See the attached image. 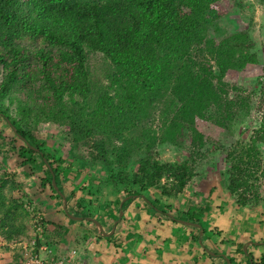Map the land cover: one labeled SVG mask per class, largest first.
Listing matches in <instances>:
<instances>
[{"label": "trees", "instance_id": "obj_1", "mask_svg": "<svg viewBox=\"0 0 264 264\" xmlns=\"http://www.w3.org/2000/svg\"><path fill=\"white\" fill-rule=\"evenodd\" d=\"M218 1L0 0V159L10 167L0 169V239L11 242L24 235L31 218L39 219L34 190L42 187L36 191L47 192L41 207L47 200L46 207L60 213L65 224L42 221L47 233L39 240L63 245L67 227L76 222L60 210L51 175L72 217L97 221L96 215L111 211L104 233L134 197L166 216L169 205L160 199L171 200L184 190L195 153L212 144L197 121L226 133L228 141L219 146L227 148L223 188L235 206L248 203L254 184L264 183L259 149L264 120L246 141L238 138L242 131L232 137L264 103V78L253 79L250 91L225 81L227 72L258 61L247 30L211 36L210 26L219 18L211 6ZM226 1L244 10L236 0ZM43 124L64 130L78 170L96 168L90 187L63 177L61 156L45 150L46 141L37 133ZM161 146L184 148L188 156L162 162L157 158ZM15 168L24 179L39 176L35 183H16ZM15 187L25 191L13 197ZM76 187L82 197L74 195ZM150 190L158 197L150 200ZM199 212L185 211L181 219L197 223ZM114 236L96 235V241L114 245ZM13 258L11 264H17V255Z\"/></svg>", "mask_w": 264, "mask_h": 264}, {"label": "rangeland", "instance_id": "obj_2", "mask_svg": "<svg viewBox=\"0 0 264 264\" xmlns=\"http://www.w3.org/2000/svg\"><path fill=\"white\" fill-rule=\"evenodd\" d=\"M235 2H239L241 6H243L244 10L240 11L239 7L234 6V1L232 2L226 0L218 1L211 6L212 9L219 16L218 20L210 26V30L212 31L211 36L213 38H218L228 32L237 31V30H247L249 32L255 45L254 52L256 53L258 64L253 66L248 65L242 71L239 72H235V71L227 72L225 75V81L230 84L239 85L245 88L247 91H250V88L252 86L251 81L253 79L260 77V80H262L264 78V70L262 69V66H264V2H259L256 0H236ZM254 100L257 101L258 99L255 98ZM261 120H264V103L257 110L255 108L251 111V114L248 118V121L245 123V126H238L237 129H234L232 139L235 140L237 133L242 131L241 136L240 134L239 136L238 135L237 136L238 138L240 137L241 139L246 141L249 134L254 130V128L257 127L258 122H260ZM196 126L199 132H201L204 135V137L211 140L212 144H209L206 148L198 152V154L195 153V156L193 157L192 178L188 182V185L184 188V190L171 200L165 198L160 199V200H164L165 205H169V208H166L164 211L166 215H170V217L172 218H176V217H180V218L171 219L169 216H166L167 218H165L164 221H169L170 222L169 225L171 223L172 225L166 227V225L163 223L162 227L154 226V230H153L154 240H152V237H150L151 241L148 240L147 242V240L145 241L141 237L142 242L145 246H184V247L192 246L191 248H196V246L199 244L198 240L196 242V246H193L191 244L192 240L189 237L190 234L188 233V231L195 230L194 228L197 229V236L200 235L201 230L208 231V229L210 228L211 232L215 231V229L221 231L222 237L219 236L220 238H217V240L219 239V241H221L225 237L223 234H225L226 236L235 237L236 239H240V234L242 233L241 232L242 229H238V227L239 225H241V221L244 216L240 212L243 208L237 206H232L233 208H231L230 206V208L227 209L228 204L230 205L233 204L232 203L233 198L229 196L223 188V183L225 182L224 173L227 170V165L224 162V151L227 148L221 149L219 146L223 142V140L228 141V138L226 137V133L224 131H221L219 128H216L215 126L209 124L208 122L197 121ZM63 131L64 130L62 128H58L52 124H43L37 126V133L40 134V138L46 141L45 150L50 149L51 151H53L55 157L61 156L63 161L59 166L63 171V177L68 182L72 181L71 183L73 185L77 184L82 188H88L91 186L90 181L92 179V175L95 174L96 168L89 169V171L78 170L79 169L77 168L78 156L73 155L69 152L70 150L68 148V145L64 142L63 139L64 138ZM4 134H7L6 129L4 131ZM16 145L18 146L19 143H16ZM259 149L261 150V154L264 160V145H260ZM186 156L188 155L186 149L184 148L176 150L171 146H161L157 149V158L162 162H180ZM68 162L72 163L73 166L69 167ZM8 163L12 167V163L10 161H8ZM0 169H5L10 171V167L6 165V161H4L3 163L1 159H0ZM133 170L139 173L135 167L133 168ZM12 172L14 173L16 183H20V182L23 183L27 182V184L35 183L36 178H38L37 176H39L38 174H34L29 176L27 179H24L20 175L19 169L17 170L15 168V170L13 169L11 173ZM260 185L264 186V183L258 182L254 184V187L248 194V199L250 198V200L251 199L256 200L259 198V194L264 193V188L259 187ZM41 188L42 187H39L36 190L33 189L35 195L37 196V198H35V200L33 201V204H36V206H38V208H40L41 211V213L37 212L36 215L39 219L31 218L24 230V235H21L18 238L11 240V242L6 243L4 240L0 239V264H11L13 262L14 259L13 257L15 255H17V259H18L17 264H23L24 262L23 253L31 252L29 250L30 246H41L42 244L45 243L44 239L39 240V236H42L45 233H47V231L43 232V226L41 224L42 221L44 222L52 221L59 224H65V221L61 218L60 213L54 214L53 211L54 208L50 210L46 207L48 203L47 200L42 204L41 207L40 204L42 203L41 199H43L47 194V192H41L43 193L42 196H40L41 193L37 195L36 191L37 190L39 191ZM217 189L219 192L217 191ZM74 190H75L74 193L75 196L78 195L79 197H82V194L78 192L79 187H76V189ZM21 191H25V190L24 189L20 190V188L15 187L12 190L11 195L13 197H17ZM195 194L197 195L195 196ZM147 196L150 200H153V197L156 198L158 197V193L155 190H151L150 194H148ZM203 197H206L207 199L209 198L211 199V201L216 200V202L213 203L209 202V199L203 200ZM223 199H224V205L221 206L219 204L218 206L217 201ZM141 204L142 203L140 201L134 203V205H137V207H140ZM208 204H211L212 205L211 208H213L214 210L211 209L207 213H203L202 219H199L200 214L197 213V223H193L181 219L184 217V215H182L183 212L188 210L191 211L192 208L198 210L201 208V205H208ZM189 205H194V206L191 208V206ZM95 207L96 206H94L93 208L95 209ZM60 210L62 211L61 206H60ZM67 211L68 214L70 215L72 213L71 207H69ZM94 213L96 214V212ZM106 217L110 219V214L106 215ZM107 218H105L103 215L102 216L96 215L97 221L101 222L100 224L103 226L105 225L103 221L104 219ZM120 218L118 219L117 217L115 219V221L117 220L115 223V228H116L115 232H117L119 228ZM138 220L139 219H137V221ZM91 224L92 223L90 222L81 220L80 222L71 225V227H67L68 232H71L73 234L72 235L70 233L72 235V237L70 238L72 243H70L69 245H62V246H64L63 249L64 251L75 250L78 256H76L77 259L74 264H101L98 257L96 256L97 254L99 255L98 248H95L94 250H92L91 247H88V249L84 248L86 244L87 246L109 245L106 241H103L102 243H99V240L96 241V236L94 235V230H93L94 226L93 224L92 225ZM192 224L198 225V228L193 226ZM82 226L84 227L83 228L84 230L81 229ZM233 228H236V230H234ZM86 232H90L92 234L89 235ZM235 233L237 234L234 235ZM261 234L263 233L261 232ZM86 235L87 237L84 238V236ZM178 236L182 237V240H183V236L185 237L187 236L189 237V240L179 241L180 239H178L179 238ZM255 237L257 238V235L252 237V240H254ZM175 238L177 240L176 242L173 241ZM194 239L195 237L193 238V240ZM39 241L40 243H38L37 245L36 243ZM118 243H115V246H119ZM124 244H122V246H125ZM44 245L47 246L46 243ZM198 247L203 248L201 246ZM146 248L149 249L148 247H145V249ZM203 249H204L203 252H205L206 254L213 253L208 249L206 250V248ZM84 252L86 254L85 259L81 257ZM129 252L133 255V262L138 264L137 258L139 259L140 254L139 256H136L131 251ZM92 253L96 254L95 257L88 256V254L92 255ZM126 253L128 252L126 251ZM152 253L153 252L149 249L146 256H151ZM153 254L156 257V254L155 253ZM112 255L113 253L111 252L110 258L106 260L108 264L112 262L113 258H115V256L113 257ZM176 255L177 252L176 253L171 252L170 255L167 256L165 263L170 264V261L172 260L171 258L175 257ZM160 256L162 257V253L158 255V258ZM213 256H218V254H214ZM78 257H81V259L83 260L78 259ZM177 259L179 260V258ZM162 260L163 259H155L154 263L156 264L163 263ZM171 262L172 264L174 263L173 261ZM224 264H227V262L225 261Z\"/></svg>", "mask_w": 264, "mask_h": 264}, {"label": "crops", "instance_id": "obj_3", "mask_svg": "<svg viewBox=\"0 0 264 264\" xmlns=\"http://www.w3.org/2000/svg\"><path fill=\"white\" fill-rule=\"evenodd\" d=\"M259 187L264 188V186H261V185ZM150 191H149V194H150ZM196 195L197 194H195V196ZM206 199H207L206 197H203V200H206ZM137 201L138 202L140 201L141 203H143V200L141 198L134 197V199H132L129 202V204L125 207L124 212L121 215L123 220L122 222H120L117 232H115L116 228L114 226L115 229L113 233H116L114 236L115 243L119 242L118 243L119 246H115V244L112 245L109 243L108 244L110 246L109 245L108 246H87L86 244L84 248L88 249V247H91L92 250H94L95 248H98V251H99V255L92 253V255L88 254V256L95 257L96 255L101 264H108L106 260L110 258V255L112 252L113 253L112 256L113 257L115 256V258H113L112 262L109 264H137L133 262V255L129 252L131 251L136 256H139L140 254L139 259L137 258L138 264H156L154 263L155 259H163L162 260L163 263H158V264H166L165 262H166L167 256L170 255L171 252H175V253L177 252V255L171 258L172 259L171 261L174 262L173 264H224L225 263L224 258L228 260V264H264V193L259 194V198L256 200H252V199L250 200L249 198L248 203L244 207H242L243 209L240 212L244 216L242 218L241 225H239L238 227V229H242L241 231L242 233L240 234V239H236L235 237L226 236L225 234H223L225 237L221 241H219V239L217 240V238H220L219 236H221V231L215 229V231L211 232L210 228L208 229V231L201 230L200 235L197 236V229L194 228L195 230L188 231V233L190 234L189 237L192 240L191 244L193 246H196V242L198 240L199 244L196 246V248H191L192 246H187V247L186 246L185 247L184 246H145L142 242L141 237L143 238V240L145 241L147 240V242L148 240L151 241L150 237H152V240H154V233H153L154 226L162 227L164 223L167 227V226H171L172 223L169 225L170 223L169 221H164L165 218H167L166 216L170 217V215H166V216L164 215V216L159 217L157 214H154L153 212L149 211L143 204H141L140 207H137V205H134V203H137ZM161 201L164 203L163 200ZM209 202L213 203V202H216V200L211 201V199H209ZM217 203H218V206L219 204L221 206L224 205V199L218 200ZM232 203H233L232 205L228 204L227 209H229L230 206L231 208H233L232 206H235L234 202ZM189 206H191L192 208L194 205H189ZM211 206H212L211 204H208V205H201L200 209L197 208L198 210H200L199 219H202L203 213H207L211 209L214 210L213 208H211ZM109 214H110V219H111V215H112L111 211H109V213L108 211H105L102 213V215L105 218H107L106 215H109ZM137 219L139 220L137 221ZM74 221L76 223L79 222L77 220H74ZM103 222L105 223L104 226L99 224L101 228V232H99L96 226L93 225L95 228V234H94L95 236L98 235L99 237H102V238L106 237V236H102V233H104L102 231L107 230V227L109 224H108L107 219H104ZM83 228L84 227L82 226L81 229L84 230ZM233 229L236 230V228H233ZM261 232L263 234H261ZM70 233L71 232H68V230L65 231V234H66L65 238L61 240V243L62 244L64 243L63 245H69L70 243H72L70 238L72 237L73 234L71 233L72 234L71 235ZM86 233L89 235L92 234L90 232H86ZM106 233H108V231L105 232L104 234ZM236 234L237 233H235L234 235ZM252 235L254 236L257 235V238L255 237V239L252 240V237H254ZM189 237L183 236V240H182V237H179L178 239H180L179 241H184V240L188 241ZM194 237L195 239L193 240ZM103 241H106V240L104 239L99 240V243H102ZM173 241L176 242L177 241L176 238ZM122 244H124L125 246H122ZM198 246L206 248V250L208 249L213 253L206 254L205 252H203L204 249ZM58 247L64 249V246L62 245H59ZM145 247H148L155 254L158 252L156 254V257L153 253L151 256H146L149 249L147 248L145 249ZM126 251L128 253H126ZM160 253H162V257L160 256L158 258V255ZM214 254H218V256H213ZM81 257L85 259L86 257L85 252L83 253ZM81 257H78V259H81ZM177 258H179V260ZM171 261H170V264H172Z\"/></svg>", "mask_w": 264, "mask_h": 264}, {"label": "built area", "instance_id": "obj_4", "mask_svg": "<svg viewBox=\"0 0 264 264\" xmlns=\"http://www.w3.org/2000/svg\"><path fill=\"white\" fill-rule=\"evenodd\" d=\"M44 244L30 246L31 252L23 253V264H74L76 262L75 250L64 251L58 246H45Z\"/></svg>", "mask_w": 264, "mask_h": 264}, {"label": "water", "instance_id": "obj_5", "mask_svg": "<svg viewBox=\"0 0 264 264\" xmlns=\"http://www.w3.org/2000/svg\"><path fill=\"white\" fill-rule=\"evenodd\" d=\"M12 131L15 133V130H12ZM18 138H20V137L18 136ZM20 140L22 141V138H21ZM50 183H51V186H52V188H53V191L56 192L57 195L59 196V198L61 199V209H62V212L67 216L68 219L81 221V220H82L81 218H75V217H72V216H70V215L67 213V209H66V206H67V204H66V200H65V198L63 197V195L60 194V193L57 191V189H56V187H55V183H54L53 175H51V181H50ZM126 199H127V198H126ZM123 201H124V200H122V201L120 202L119 205H121ZM119 208H120V207H119ZM121 215H122V211L119 210V211H118V216H117L118 219L121 217ZM84 220H86V221L92 223L94 226H96L97 230H98L99 232H101V228H100V225L98 224V222H96L95 220H93V219H91V218H85ZM116 221H117V220H116ZM116 221L113 223V225H112L111 229L109 230V232L106 233V234L102 233V236H106V237H108V236H110V235L113 233V231H114V226H115ZM189 225H191V224H189ZM192 225H193V224H192ZM193 226H195V227L198 228V225H193ZM225 261H226L227 264H228V260L225 259Z\"/></svg>", "mask_w": 264, "mask_h": 264}]
</instances>
